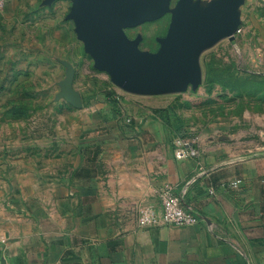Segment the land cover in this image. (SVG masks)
Returning <instances> with one entry per match:
<instances>
[{
    "label": "crops",
    "instance_id": "crops-1",
    "mask_svg": "<svg viewBox=\"0 0 264 264\" xmlns=\"http://www.w3.org/2000/svg\"><path fill=\"white\" fill-rule=\"evenodd\" d=\"M82 101L73 166L32 162L0 175V264H264V149L195 145L198 157L179 160L162 117ZM167 187L196 225L163 224ZM144 212L158 223L141 225Z\"/></svg>",
    "mask_w": 264,
    "mask_h": 264
},
{
    "label": "rangeland",
    "instance_id": "rangeland-1",
    "mask_svg": "<svg viewBox=\"0 0 264 264\" xmlns=\"http://www.w3.org/2000/svg\"><path fill=\"white\" fill-rule=\"evenodd\" d=\"M10 1L0 13V175L32 162L67 168L77 161L86 110L57 99L67 76L62 61L75 68L74 87L84 101L108 98L117 112L160 116L195 145L248 154L264 149V0H242L234 40L225 37L201 51L196 87L164 94L129 92L96 69L67 20L70 0L49 7L44 0ZM179 1L161 18L126 29L127 37L140 38L141 51L157 53ZM217 1L193 0L192 15Z\"/></svg>",
    "mask_w": 264,
    "mask_h": 264
},
{
    "label": "water",
    "instance_id": "water-1",
    "mask_svg": "<svg viewBox=\"0 0 264 264\" xmlns=\"http://www.w3.org/2000/svg\"><path fill=\"white\" fill-rule=\"evenodd\" d=\"M55 0H48L52 3ZM69 19L76 25L78 39L95 62L124 90L137 94H164L197 86L199 55L219 40H234L238 8L242 0H219L207 11L197 9L193 0H180L166 38L157 53L140 50V38L130 39L125 30L161 18L172 0H70ZM66 79L60 82L57 99L76 109L82 96L74 88L75 68L65 63Z\"/></svg>",
    "mask_w": 264,
    "mask_h": 264
},
{
    "label": "built area",
    "instance_id": "built-area-1",
    "mask_svg": "<svg viewBox=\"0 0 264 264\" xmlns=\"http://www.w3.org/2000/svg\"><path fill=\"white\" fill-rule=\"evenodd\" d=\"M6 7V0H0V13ZM130 122V121H129ZM175 156L179 160H186L188 158H195L200 155L199 150L194 143L188 142L182 136H177L174 140ZM242 182L234 181L226 184V189H236ZM211 194H215V190H211ZM160 199L163 206V224L178 227L187 228L196 225L198 219L190 212L187 211L181 199L174 194L171 187H167L160 192ZM141 225L157 224L151 212H144L139 218Z\"/></svg>",
    "mask_w": 264,
    "mask_h": 264
}]
</instances>
